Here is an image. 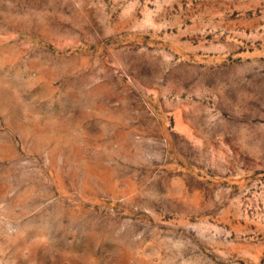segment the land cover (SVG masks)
Returning a JSON list of instances; mask_svg holds the SVG:
<instances>
[{"label": "rangeland", "instance_id": "rangeland-1", "mask_svg": "<svg viewBox=\"0 0 264 264\" xmlns=\"http://www.w3.org/2000/svg\"><path fill=\"white\" fill-rule=\"evenodd\" d=\"M0 264H264V0H0Z\"/></svg>", "mask_w": 264, "mask_h": 264}]
</instances>
